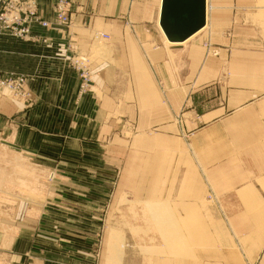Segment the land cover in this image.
<instances>
[{
    "label": "crops",
    "instance_id": "0c3cea01",
    "mask_svg": "<svg viewBox=\"0 0 264 264\" xmlns=\"http://www.w3.org/2000/svg\"><path fill=\"white\" fill-rule=\"evenodd\" d=\"M55 1L39 0L40 16L52 26H35V40L0 34V70L26 74L30 93L27 102L0 97V170L14 157L4 154L6 146L18 151V158L20 150L53 147L54 137L98 146L106 130H116V116L125 114L128 128L141 132L128 140V153L142 177L156 168L160 188L170 173L195 179L199 190L182 195L176 187L173 198L181 194L188 210H196L211 190L225 211L214 219L205 215L204 233L192 241L202 244L195 264H247L246 259L264 264V89L243 84L212 91L217 79L227 76L206 69L244 67L237 82H260V70L249 68H264V58L219 59L212 65L195 54L218 30H225L220 45L228 48L231 25L242 31L243 12L249 3L258 8L257 0H209L207 25L172 46L159 24L162 0H70V29L53 23ZM93 29L114 34L115 62L98 76L101 95L92 92L77 102L79 78L65 59L66 45L73 34L77 47L88 49ZM251 41L264 42L261 36ZM185 101L187 111L180 116ZM154 126L157 133L145 135ZM160 188L157 200L165 201ZM240 244L244 252L237 250Z\"/></svg>",
    "mask_w": 264,
    "mask_h": 264
},
{
    "label": "rangeland",
    "instance_id": "374dc122",
    "mask_svg": "<svg viewBox=\"0 0 264 264\" xmlns=\"http://www.w3.org/2000/svg\"><path fill=\"white\" fill-rule=\"evenodd\" d=\"M206 1L209 15V0ZM257 2L258 8L249 3L244 10L242 31L238 32L231 25L232 30L227 32L231 41L228 48L220 45L225 39V30L214 31L212 37L204 40L202 47L196 50L197 58L203 62L211 61L212 65L219 59L264 58V42L251 41L255 36L264 40V0ZM34 4L39 20L49 23L47 27L22 17L15 25L18 29L30 26V39L16 36L12 28L4 31L30 41L36 39L35 26L51 27V20L40 16L39 0H34ZM61 4V0L55 1L53 23L61 29L73 28L71 1L64 3L70 18L67 22L59 18ZM7 8L10 9L9 20L16 21L13 17L17 13L11 12V4ZM92 32L93 41L88 49H79L73 34L66 45L65 59L79 78L77 102L92 92L101 95L98 76L103 68L115 62L114 34L99 29ZM238 33L245 36V41L238 38ZM169 49L173 47L169 46ZM82 57L88 62H83ZM206 69L212 75L227 76L218 78L212 91L243 84L255 90L264 89V68H249L252 72L260 70L262 78L254 83L237 82L236 76L247 69L244 67L213 65ZM84 71L89 73L90 81L88 89L82 92ZM15 74L24 78L21 94L4 86L0 88V97L27 102L30 97L26 88L27 75L0 70L3 79L15 77ZM186 101L180 116L187 111ZM116 117V130L111 128L105 131L106 134L100 132L106 139L97 141L101 144L98 146L90 140L84 146H78L74 140L54 137L53 147L42 146L30 153L20 150V158L16 157L18 151L6 146L4 154L14 157H11L12 162L5 164L4 171L0 170V206L4 207L3 213L0 211V264H41L45 258L49 261L47 264H189V254L195 264L197 250L202 244L192 241L203 235L205 215H212L214 219L216 215L224 216L225 211L211 190L200 201V207L188 210V201L182 193L198 187L195 179L173 178L170 173L165 187L160 188L155 177L156 168L148 178L142 177L140 164H131V152L128 153V140L141 132L128 128L131 124L125 114ZM156 133L154 126L145 135ZM176 187L182 195L173 198ZM158 188L165 195V201L157 200ZM192 243L194 246L190 248ZM237 250L244 252L241 244ZM249 261L245 260L247 264H257Z\"/></svg>",
    "mask_w": 264,
    "mask_h": 264
},
{
    "label": "water",
    "instance_id": "95a60500",
    "mask_svg": "<svg viewBox=\"0 0 264 264\" xmlns=\"http://www.w3.org/2000/svg\"><path fill=\"white\" fill-rule=\"evenodd\" d=\"M206 0H162L159 24L167 40L183 43L207 25Z\"/></svg>",
    "mask_w": 264,
    "mask_h": 264
},
{
    "label": "built area",
    "instance_id": "2783aa9c",
    "mask_svg": "<svg viewBox=\"0 0 264 264\" xmlns=\"http://www.w3.org/2000/svg\"><path fill=\"white\" fill-rule=\"evenodd\" d=\"M61 3V12L59 14V18L62 22H67L70 18L68 16V13H66L64 9L65 0H61ZM9 4H11V8H13V11L11 12L17 13V15L13 17L16 21L9 20L8 12L10 11V9L7 8V5ZM26 4H29V6L27 7ZM22 17L27 18L34 23H41L44 27H47L49 25L48 22H42L41 20H39L34 0H0V33L6 28H12L16 36L23 39H30V26H23L22 29H18V26L15 25L16 23H19L20 20H22ZM82 61L86 63L88 62V59L86 57H82ZM82 76L83 83L81 85V88L82 92H85L89 86L90 76L86 71H84ZM23 83H25L24 78L20 75L15 74V77L12 76L9 79H3L0 76V88L7 86L15 90V94H21Z\"/></svg>",
    "mask_w": 264,
    "mask_h": 264
},
{
    "label": "bare ground",
    "instance_id": "6f19581e",
    "mask_svg": "<svg viewBox=\"0 0 264 264\" xmlns=\"http://www.w3.org/2000/svg\"><path fill=\"white\" fill-rule=\"evenodd\" d=\"M167 42H168L170 45H174V44H176V43H171V42H169L168 40H167Z\"/></svg>",
    "mask_w": 264,
    "mask_h": 264
}]
</instances>
